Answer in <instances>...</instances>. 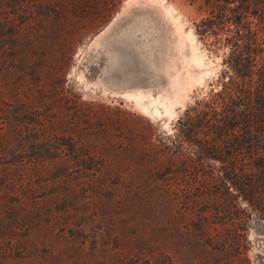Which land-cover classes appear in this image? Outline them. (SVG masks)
I'll use <instances>...</instances> for the list:
<instances>
[{"label": "trees", "instance_id": "obj_1", "mask_svg": "<svg viewBox=\"0 0 264 264\" xmlns=\"http://www.w3.org/2000/svg\"><path fill=\"white\" fill-rule=\"evenodd\" d=\"M24 2L28 10L46 13L11 18L8 9ZM190 3L204 15L194 25L196 34L212 36L229 50L221 75L227 80L185 110L175 139H154L148 126L137 131V154L148 160L140 172L148 179H138L139 228L134 239L118 247L123 264H184L183 235L195 253L202 246L221 258L242 260L246 228L255 219L264 221V0ZM77 5L75 0H0V258L11 247L7 222L19 221L17 213L27 205L26 174L33 178L32 171L39 170V164L30 170L22 166L25 146L65 154L69 144H89L77 134L73 116L47 113L30 98L22 101L25 80L13 86L8 81L12 64L22 67L25 77L59 78L60 66L50 68L51 62L67 56L84 37V28L97 23L68 16ZM74 164L79 180L68 185L69 194L84 188L82 175L101 169ZM53 167L59 173L56 185L65 187L72 164L65 159ZM86 189L98 193L101 185Z\"/></svg>", "mask_w": 264, "mask_h": 264}, {"label": "rangeland", "instance_id": "obj_2", "mask_svg": "<svg viewBox=\"0 0 264 264\" xmlns=\"http://www.w3.org/2000/svg\"><path fill=\"white\" fill-rule=\"evenodd\" d=\"M75 1L77 10L71 8L68 16L97 23L84 28V37L67 56L51 62L50 68L60 66L59 78L42 82L25 77L22 67L12 64L8 81L13 86L25 80L22 101L30 98L47 113L73 116L77 134L89 144H69L65 154L25 146L22 166L30 170L39 164V170L32 171L33 178L26 174L27 205L18 211L19 221L7 222L11 247L0 264H123L118 247L136 237L137 183L148 177L140 172L148 160L137 154V131L148 126L154 139H175L176 122L185 110L219 91L227 80L221 75L229 50L212 36L196 34L194 25L204 15L190 0ZM27 8L24 2L8 9V15L39 18L46 13ZM193 55H200L203 64L191 62ZM65 159L73 169L61 187L53 164ZM74 162L101 169L82 175L84 188L69 194L68 185L79 180ZM97 183L98 193L86 189ZM179 222L175 226H183L184 233ZM182 240L184 264H264V221L255 219L246 228L242 260L221 258L202 246L195 253L185 235Z\"/></svg>", "mask_w": 264, "mask_h": 264}, {"label": "bare ground", "instance_id": "obj_3", "mask_svg": "<svg viewBox=\"0 0 264 264\" xmlns=\"http://www.w3.org/2000/svg\"><path fill=\"white\" fill-rule=\"evenodd\" d=\"M192 50H193V48H192ZM193 51H194V50H193ZM193 54H194V53H193ZM197 55H198V54H197ZM197 55H193L194 58L192 57L191 62L194 61V62L196 63V65H200V64L202 63L203 60H201L202 57H201V58L199 57L200 55H199V56H197ZM202 64H203V63H202ZM199 67H200V66H199ZM138 95H139V94H138ZM132 96H133V95H132ZM139 97H140V96H139ZM139 97H134V100H135V102L137 103V105L141 106V105H140V98H139ZM132 99H133V97H132ZM141 99H142V98H141ZM134 100H133V101H134ZM142 100H143V99H142ZM150 101H151V100H150ZM155 101H156V100H155ZM157 102H159V101L157 100ZM142 103H143V102H142ZM153 103H154V101H153ZM143 104H144V103H143ZM154 104H155V103H154ZM158 104H159V103H158ZM161 104H162V103H161ZM163 105H164V104H163ZM163 105H161V106H163ZM146 106H147V104H146ZM150 106H152V105H150ZM141 107H142V109H143L144 111L146 110V108H145L144 106H141ZM153 107H154V106H153ZM157 108H158V107H157ZM171 108H172V107H171ZM171 108H170V109H171ZM170 109L165 108V111L167 112V111L169 110V111L171 112L172 109H171V110H170ZM152 111H153V110H152ZM152 111H151V112H152ZM151 112H150V113H151ZM154 113H157V114H158V113H160V112H159L157 109L154 108ZM154 113H153V114H154ZM164 113H165V112H164ZM172 113H173V111H172ZM155 115H156V114H155ZM158 115H159V114H158ZM171 116H172V115H171ZM171 116H170V117H171Z\"/></svg>", "mask_w": 264, "mask_h": 264}]
</instances>
